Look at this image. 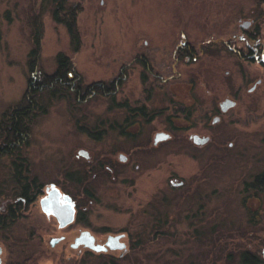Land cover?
I'll return each mask as SVG.
<instances>
[{"label":"rangeland","instance_id":"1","mask_svg":"<svg viewBox=\"0 0 264 264\" xmlns=\"http://www.w3.org/2000/svg\"><path fill=\"white\" fill-rule=\"evenodd\" d=\"M68 2L80 7L77 50L52 16L54 0H0V145L28 85L38 23L37 68L53 72L63 52L72 74L71 87L40 94L27 138L0 155V212L16 201L14 164L27 183L34 177L44 189L53 182L75 196L80 211L79 220L58 228L40 208L43 192L33 196L0 224V264H28L33 256L37 264H247L244 251L264 264V201L244 188L264 171V0ZM185 42L196 52L191 60L176 55ZM117 74L123 81L115 99L99 88L90 93ZM225 97L236 104L212 123ZM125 101L147 113L127 136L119 133ZM157 131L170 138L154 144ZM191 133L211 140L196 146ZM120 153L130 155L128 163L119 162ZM84 229L99 242L124 232L126 250L72 248Z\"/></svg>","mask_w":264,"mask_h":264},{"label":"trees","instance_id":"2","mask_svg":"<svg viewBox=\"0 0 264 264\" xmlns=\"http://www.w3.org/2000/svg\"><path fill=\"white\" fill-rule=\"evenodd\" d=\"M55 7L52 11V16L57 22L63 23L68 31L70 46L72 49L77 50L81 44L80 33L78 30L76 16L80 7L78 5H71L68 0H54ZM41 25L35 27L33 31V43L27 54V64L31 71V75L28 80L27 88L20 100V102L14 107L8 114V123L4 125L5 135L3 138V144L0 145V155L10 153L13 149L17 148L19 144L23 143L28 135V127L26 119L31 115L33 109L38 103V97L40 94L48 93L49 96L56 94L60 88L71 87L69 82V73L71 72V60L68 55L63 52L56 54V68L51 73H42L37 68L39 51H40V39H41ZM100 85H105L102 82L96 83V88L101 89ZM79 89V88H78ZM76 88L75 94L79 96V90ZM106 88L105 90H109ZM19 166L14 164V176L16 183L18 182L21 186V192L24 194L28 190L27 178L23 177L20 173ZM262 186L264 185V179L261 178ZM19 196V197H18ZM17 199L22 201L25 195L20 194L19 191L15 196ZM18 208L21 207V201L18 202ZM8 210L6 209V212ZM13 208L11 212H15ZM8 222V218L5 219ZM37 256L29 257L24 262L28 264H37ZM243 261L248 264H256V258L250 253L245 252L242 255ZM22 264V263H20Z\"/></svg>","mask_w":264,"mask_h":264},{"label":"flooded vegetation","instance_id":"3","mask_svg":"<svg viewBox=\"0 0 264 264\" xmlns=\"http://www.w3.org/2000/svg\"><path fill=\"white\" fill-rule=\"evenodd\" d=\"M250 25V21H244V22H242L241 23V26L242 27H244V28H246V27H248ZM186 42L183 44V45H181V46H178L177 47V57L178 58H180V57H182V58H184V56L186 55L190 60L191 59H193L194 57H195V55H196V52L193 50V48L190 46V44H186ZM257 51H258V49L257 48H255L254 50L252 49V48H250V50H249V52L250 53H252V54H254L255 56H256V53H257ZM253 55V56H254ZM262 57V61L264 62V54L261 56ZM143 64L146 66L147 65V63H145V61L143 60ZM72 74H71V72L69 73V76H71ZM125 76V75H124ZM122 81H123V79H122V76L120 75V74H117L110 82V84H108V85H100L99 84V86L101 87V89L103 90V91H105V92H107L109 95H110V97L112 98V99H115V97H116V94L119 92V82H121L122 83ZM104 84V83H103ZM110 88L109 90H105L106 88ZM98 88V87H97ZM254 88V87H253ZM253 88H251V89H253ZM79 90V95L81 94V90L80 89H78ZM94 90L95 89H93V90H90V93H92V92H94ZM87 91V90H86ZM85 90H84V92H83V94H81V95H83V97L85 96V94H87V93H85ZM227 99H230V100H233L234 101V105L236 104V100L235 99H233V98H230V97H225V98H223L218 104H217V107H216V109H215V111H217L216 112V114L212 117V123H217V122H219L220 120H221V116H220V114L221 113H223V112H225L228 108H230V107H232V106H234V105H232V106H228V107H226L225 109H223L222 108V104L227 100ZM123 106H126L128 109H127V114L125 115V117H124V119H123V122L120 124L121 125V128L119 129V133L120 134H122V135H124V136H127V135H132V133L128 130V128L131 126V125H133V124H135V123H138V120L137 121H135V119H136V117H139V116H141V117H144V116H146L147 115V113H146V111H145V107L144 106H137V107H130L128 104H127V102L125 101L124 103H123ZM214 111V112H215ZM219 113V114H218ZM152 116V118H154V115H151ZM190 117H191V109H189V111L187 112V114H186V119H190ZM120 125H119V127H120ZM137 125V124H136ZM158 134H166V137H164V136H160V135H158ZM196 136L198 137V139H202V138H205L204 140H198L197 138H196ZM170 138V133L169 132H166V131H157V132H155L154 133V135H153V143L154 144H157V143H159V142H162V141H165V140H167V139H169ZM189 139L191 140V142L193 143V144H195L196 146H203V145H206V144H208L209 142H210V140H211V138H210V136L209 135H206V134H199V133H191L190 135H189ZM80 150H82V151H80ZM77 155L78 156H82V157H84V158H89V153L86 151V150H84V149H79L78 151H77ZM129 158H130V155L129 154H123V153H120V154H118V159L120 160L119 162H121V163H124V162H126V163H128V160H129ZM91 170V169H90ZM96 173H92V178H94ZM261 178H263L264 179V171H261V172H258V173H256V174H254L253 175V177H252V179L251 180H248V181H245V183H244V188H245V190H247V191H250L249 193H250V196L252 197V198H254V199H261L262 201H264V185L262 186L261 184H262V179ZM32 180L30 181V182H28L27 184H28V186H27V188H28V190L26 191V193L24 194L23 192H21V186L19 185V183L17 182V187H18V191H19V193L20 194H23V195H25V198H24V200L22 201V198L21 199H17L16 198V201L14 202V204H9L8 206H7V208H3V209H7L8 211L7 212H4V213H2V212H0V224L1 225H4L5 224V219L6 218H8V222H10V221H12L14 218H15V216H17V214H16V211L15 212H11V209L13 208L14 210L16 209V210H20L24 205H29L30 203H31V201L32 200H34L35 198H33V196H35L36 197V195L38 194V193H41V192H43V193H41V195L39 196V199H38V201H39V205H40V198L41 197H43V196H45V195H47V187H50V185H52V184H54L53 182H51L50 184H48V185H45V187H44V189H43V186L42 185H40L38 182H37V180H36V178H31ZM84 181V180H83ZM171 184L172 185H174V186H181L183 183H182V181H180V182H173V181H171ZM59 190H60V192L62 193V194H68L70 197H71V199L73 200V202H74V209H75V212H74V219H73V221L72 222H70V223H68V224H66V225H64V226H60L59 225V221L56 219V217L54 216V215H52V214H46L43 210H42V208H41V205H40V208H41V210L44 212V214L46 215V216H53L54 218H55V220H56V222H57V226H58V228H65V227H67L68 225H70L71 223H73L76 219L77 220H79V215H78V213L80 212L79 211V209H78V205H79V200L75 197V196H73V195H71L70 193H68V192H66V191H62V189L59 187V186H57L56 184H54ZM2 186V184H0V187ZM34 190L33 191V193L31 192V190ZM86 190H87V188H86ZM85 190V191H86ZM0 193H3V192H0ZM87 194H89L88 192H87ZM19 197V196H18ZM19 201H21V207L20 208H18V202ZM84 230H88V229H84ZM84 230H81L80 232H79V234L77 235V236H75L74 237V239H73V242H71L70 243V246L72 247V248H78V247H80V246H82V247H84V248H88L89 250H92V249H90V247L89 246H86L84 243H79L78 245H76V246H73V243H74V240H75V238L76 237H78L79 235H80V233L82 232V231H84ZM89 231V230H88ZM90 232V231H89ZM91 233V232H90ZM92 234V233H91ZM117 234H121V236L117 239V240H115V241H113V240H111L110 241V243L114 246V247H110L106 242H107V240H108V237H109V235H112V236H114V235H117ZM93 235V234H92ZM94 236V235H93ZM125 236V233L124 232H121V233H116V234H107V237H106V239H105V241H103V242H99V241H97L96 240V238H95V236H94V242H95V244H97V243H99V244H101V245H104L105 246V248H107L106 250H101V251H96V252H107V250L108 249H110V248H116V249H118V248H122V247H118L119 245V242H122V243H124V249H118V250H120V255H122V253L126 250V243L122 240V238ZM64 238V236L63 235H60V236H53L52 238H50V240H49V244H50V246H55L57 243H59L62 239ZM110 250H113V249H110ZM92 251H94V250H92ZM0 252H1V250H0ZM245 252H248V253H250L249 251H244L243 253H245ZM263 252H264V250H263ZM243 253H242V255H243ZM252 256H254L255 258H256V264H260V262L262 261V259L261 258H259L258 256H256L255 254H252V253H250ZM245 262V261H244ZM248 264V263H247Z\"/></svg>","mask_w":264,"mask_h":264},{"label":"water","instance_id":"4","mask_svg":"<svg viewBox=\"0 0 264 264\" xmlns=\"http://www.w3.org/2000/svg\"><path fill=\"white\" fill-rule=\"evenodd\" d=\"M234 105V101L227 99L223 104H222V108L225 109L228 106H232ZM160 136H164L166 137V134H158ZM196 138L198 139V137L196 136ZM205 138L202 139H198V140H204ZM82 151V150H80ZM40 205L42 210L46 213V214H52L56 217V219L59 221V225L60 226H64L70 222L73 221L74 219V202L71 199V197L68 194H62L60 192V190L54 185H50V187H47V195L43 196L40 198ZM121 236V234H117V235H109L108 240H107V244L110 247H114L110 241L113 240H117L119 237ZM79 243H84L86 246H89L90 249L94 250V251H103L106 250L107 248H105L104 245H101L99 243L95 244L94 242V236L88 231V230H84L80 233V235L78 237L75 238L73 246L78 245ZM118 247H122V248H118V249H124V243L119 242ZM110 249H116V248H110Z\"/></svg>","mask_w":264,"mask_h":264}]
</instances>
